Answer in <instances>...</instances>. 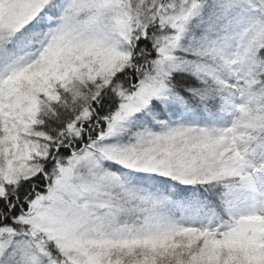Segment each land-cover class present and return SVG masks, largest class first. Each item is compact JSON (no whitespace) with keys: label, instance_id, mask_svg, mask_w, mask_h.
<instances>
[{"label":"snow or ice","instance_id":"snow-or-ice-1","mask_svg":"<svg viewBox=\"0 0 264 264\" xmlns=\"http://www.w3.org/2000/svg\"><path fill=\"white\" fill-rule=\"evenodd\" d=\"M0 264H264V0H0Z\"/></svg>","mask_w":264,"mask_h":264}]
</instances>
